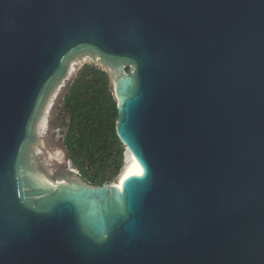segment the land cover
<instances>
[{
	"label": "water",
	"instance_id": "obj_1",
	"mask_svg": "<svg viewBox=\"0 0 264 264\" xmlns=\"http://www.w3.org/2000/svg\"><path fill=\"white\" fill-rule=\"evenodd\" d=\"M77 55L131 67L115 183L36 166ZM0 264H264V0H0Z\"/></svg>",
	"mask_w": 264,
	"mask_h": 264
},
{
	"label": "trees",
	"instance_id": "obj_2",
	"mask_svg": "<svg viewBox=\"0 0 264 264\" xmlns=\"http://www.w3.org/2000/svg\"><path fill=\"white\" fill-rule=\"evenodd\" d=\"M65 156L92 186L113 183L124 166L125 145L116 132L119 117L110 76L84 63L62 98Z\"/></svg>",
	"mask_w": 264,
	"mask_h": 264
},
{
	"label": "rangeland",
	"instance_id": "obj_3",
	"mask_svg": "<svg viewBox=\"0 0 264 264\" xmlns=\"http://www.w3.org/2000/svg\"><path fill=\"white\" fill-rule=\"evenodd\" d=\"M83 57L84 56L77 55V56H73L70 59V61L73 60L77 62L74 65L75 69L70 75H68L66 74V71L68 68V65H67L63 74L61 75L58 81V84H60V86H56L58 87L57 89L55 88L49 109L45 117L46 118L45 127L44 128L41 127V131L38 136L37 145H36V153H35L36 166L38 170L44 176H46L47 178L51 180H59V179H63L69 176H75V177L80 178L78 171L73 168L71 162L65 156V148L63 145V133L66 128L65 126L61 125L62 123L61 116L65 115L62 109V98L69 84L74 78L77 70L84 63H91L102 69H104L103 66L106 65L109 68H112L113 71L116 72L114 74L116 78H119L127 74L131 69L129 64H123V65H126V67L124 66L122 70H119L117 67H113V66H110L104 63H103L104 65L102 66L98 64L97 61L83 59ZM110 75L111 74H109V76ZM112 77L113 76L111 75L110 80H111L112 88L114 92V79L115 78H112ZM62 79H63V82H61ZM125 162H126V158H124V164ZM70 167L73 168L75 171L72 172L70 170Z\"/></svg>",
	"mask_w": 264,
	"mask_h": 264
},
{
	"label": "bare ground",
	"instance_id": "obj_4",
	"mask_svg": "<svg viewBox=\"0 0 264 264\" xmlns=\"http://www.w3.org/2000/svg\"><path fill=\"white\" fill-rule=\"evenodd\" d=\"M83 59H87V60H92V59H89V58H87V57H83ZM95 61V60H94ZM77 62H75V61H73V60H71L69 63H68V68H67V71H66V74H68V75H70L72 72H73V70L75 69V67H74V65L76 64ZM98 64H100V65H104L103 63H101V62H97ZM103 68L104 69H106V71L109 73V74H111L113 77L112 78H115L114 79V82L118 79V78H116V76L114 75L116 72L115 71H113V69L112 68H109L108 66H103ZM67 75V76H68ZM110 75V76H111ZM61 82H63V79L61 80ZM57 86H60V84H58ZM58 87H56V89H57ZM46 119V118H45ZM45 119H44V122H43V125H42V128H44L45 127V123H46V121H45ZM41 131V130H40ZM128 159H129V157H126V162H125V164H124V166H123V168L125 167V165H126V163H127V161H128ZM123 168H122V170H123ZM70 170L72 171V172H74L75 170L73 169V168H71L70 167ZM122 170H121V172H122ZM46 177V176H45ZM49 179V178H48ZM51 180V179H50ZM118 180V179H117ZM115 182H117V181H115ZM114 182V183H115ZM111 184V183H110Z\"/></svg>",
	"mask_w": 264,
	"mask_h": 264
}]
</instances>
